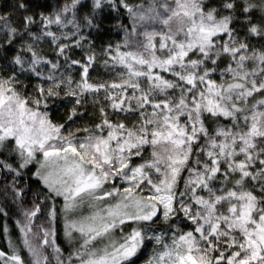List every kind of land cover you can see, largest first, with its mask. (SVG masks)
Returning <instances> with one entry per match:
<instances>
[{
    "label": "snow or ice",
    "instance_id": "snow-or-ice-1",
    "mask_svg": "<svg viewBox=\"0 0 264 264\" xmlns=\"http://www.w3.org/2000/svg\"><path fill=\"white\" fill-rule=\"evenodd\" d=\"M0 216V264H264V0H0Z\"/></svg>",
    "mask_w": 264,
    "mask_h": 264
},
{
    "label": "trees",
    "instance_id": "trees-1",
    "mask_svg": "<svg viewBox=\"0 0 264 264\" xmlns=\"http://www.w3.org/2000/svg\"><path fill=\"white\" fill-rule=\"evenodd\" d=\"M3 222H4L3 217L0 216V226H2ZM8 223H9L10 230L12 231L13 235H16L17 233L15 232L13 221L11 219H9ZM3 247H6V246H5V243L2 239V237H0V248H3Z\"/></svg>",
    "mask_w": 264,
    "mask_h": 264
}]
</instances>
